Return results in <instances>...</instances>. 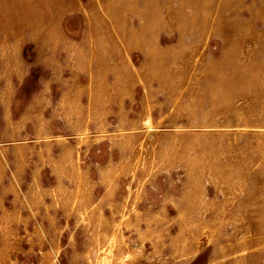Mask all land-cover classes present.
I'll return each mask as SVG.
<instances>
[{
  "label": "rangeland",
  "instance_id": "1",
  "mask_svg": "<svg viewBox=\"0 0 264 264\" xmlns=\"http://www.w3.org/2000/svg\"><path fill=\"white\" fill-rule=\"evenodd\" d=\"M0 264H264V0H0Z\"/></svg>",
  "mask_w": 264,
  "mask_h": 264
}]
</instances>
